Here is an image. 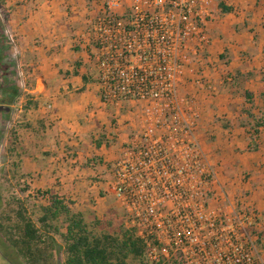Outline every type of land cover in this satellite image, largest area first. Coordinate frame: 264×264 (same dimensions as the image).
Returning a JSON list of instances; mask_svg holds the SVG:
<instances>
[{"label":"crops","instance_id":"0c3cea01","mask_svg":"<svg viewBox=\"0 0 264 264\" xmlns=\"http://www.w3.org/2000/svg\"><path fill=\"white\" fill-rule=\"evenodd\" d=\"M219 1L231 11L221 12ZM212 7L215 15L205 22L209 43L202 59L193 65L194 73L185 75L178 95L191 100L192 110L185 111L197 114L195 137L214 173L207 206L219 207L225 214L252 209L258 215L259 231L264 232V126L252 138L249 125L239 124L246 123L241 108L248 109L249 104L224 82L226 74L253 72L244 88L253 94V114L260 115L264 0H215ZM98 12V6L85 0H0L2 25L17 33L20 57L30 67L31 85L25 90L21 111L26 117L34 114L35 124L26 122V128L31 126L35 134L44 137L50 133L54 145L45 150L50 155L40 161L38 154L34 163L24 158L26 167L37 164L35 169L45 178L41 188L66 196L78 210L105 204L103 216L109 207L116 206L108 189L113 180L111 165L122 146L139 131L145 104L125 100L106 105L101 101L93 48L85 45L83 37ZM3 39L2 29L0 41ZM200 74L209 79L215 92L194 84ZM249 121L253 123V119ZM96 139L103 141L99 148ZM90 157L100 160L90 163L92 167H83Z\"/></svg>","mask_w":264,"mask_h":264},{"label":"built area","instance_id":"2783aa9c","mask_svg":"<svg viewBox=\"0 0 264 264\" xmlns=\"http://www.w3.org/2000/svg\"><path fill=\"white\" fill-rule=\"evenodd\" d=\"M85 1L99 7L83 37L93 48L101 101L145 104L139 131L111 165L108 189L145 240L149 262L176 256L179 264H264L256 212L207 206L214 173L195 137L197 114L185 111L191 100L178 95L209 43L205 22L215 0ZM3 34L25 91L17 33L5 26ZM194 84L215 92L204 75Z\"/></svg>","mask_w":264,"mask_h":264},{"label":"trees","instance_id":"16d2710c","mask_svg":"<svg viewBox=\"0 0 264 264\" xmlns=\"http://www.w3.org/2000/svg\"><path fill=\"white\" fill-rule=\"evenodd\" d=\"M218 6L223 13L232 9L222 1ZM252 75L253 72L243 74L236 71L230 75L229 81L225 79L229 75L224 76V82L229 83L233 92L239 93L249 104L248 109L241 108L246 115V123L239 121V124L249 125L250 135L254 138L259 127L264 126V91L261 93L262 109L256 116L251 110L253 94L244 88ZM17 95L16 88L10 86L6 100L11 103ZM102 142V139L94 140L97 148ZM43 155L47 157L50 153L44 152ZM98 160L100 158L90 157L82 166L92 167L90 163ZM21 189L27 190L28 185ZM32 196L40 201L34 219L21 201L0 216V236L23 264H179L176 256H161L158 263L149 262L145 240L129 225L128 214L119 206L109 207L104 216L98 217L91 210H75L72 200L53 189L37 190ZM263 233L259 232L258 238ZM158 249L161 250L162 246L158 245Z\"/></svg>","mask_w":264,"mask_h":264},{"label":"rangeland","instance_id":"374dc122","mask_svg":"<svg viewBox=\"0 0 264 264\" xmlns=\"http://www.w3.org/2000/svg\"><path fill=\"white\" fill-rule=\"evenodd\" d=\"M2 23L3 20H0V30L4 29ZM11 49L12 47L8 46L6 52L7 59L11 62L8 81L12 87L16 88L18 95L10 103V106L6 108L7 117L3 118L2 114V118L0 117V208L4 209L5 200L8 201L9 198V203L5 207L8 211H10L8 207L12 208L13 204H16L17 201H21L34 219L40 201L33 197L32 194H35L37 190H45L44 188H41L44 185L45 178L42 179L40 171L35 169L38 166L37 164H29L28 167H26L24 158L30 160L29 163H34L37 158L38 161H40L42 156H44L40 152L42 150L45 151L46 149H50L54 145L51 146L50 133L44 137L35 134V128H32L31 126L26 128V122L35 124V119H33L35 115H28L27 117L29 119L26 120L27 117L24 116V113L21 111L24 108L23 104L27 95L19 86V77L15 70L16 62L18 61L17 58H12V61L10 60ZM19 60L20 64L24 65L23 71H27L29 74L30 67L26 66V63L21 57ZM205 78L208 79L207 77ZM30 85L31 79L28 77L26 79V88ZM11 132H13V134ZM112 139L114 140L115 138ZM109 140L112 143L113 140ZM11 148H13L12 151ZM37 151L39 152L35 153ZM36 154H38V157L35 159ZM110 163L112 162L110 161ZM26 185H28L27 190L21 189L25 188ZM82 194V198H85V192H82ZM79 200L82 202V199L79 198ZM104 205L92 206L83 211L86 212L91 210L94 211L95 214L98 213L99 216H101V213H103L105 208ZM73 208L78 210V206L75 207V205H73ZM104 214H106V211ZM236 228L238 230V227ZM0 264H23L14 250L3 242L1 236Z\"/></svg>","mask_w":264,"mask_h":264},{"label":"flooded vegetation","instance_id":"af4514ba","mask_svg":"<svg viewBox=\"0 0 264 264\" xmlns=\"http://www.w3.org/2000/svg\"><path fill=\"white\" fill-rule=\"evenodd\" d=\"M0 42H2V44H0V110H1L0 114H2L3 118H6L7 117L6 106L7 104L9 105L8 99L6 100V98H7V92L9 91V88H10V84L8 81V77L10 74V66H9V61L7 59V54H6L7 47L9 45L6 43L5 39L1 40ZM9 199L8 201L5 200V203H4L5 207L9 203ZM5 207L4 209L0 208V216L2 215V212L5 214V211L7 210L5 209Z\"/></svg>","mask_w":264,"mask_h":264}]
</instances>
